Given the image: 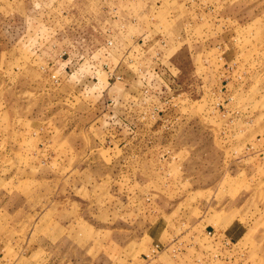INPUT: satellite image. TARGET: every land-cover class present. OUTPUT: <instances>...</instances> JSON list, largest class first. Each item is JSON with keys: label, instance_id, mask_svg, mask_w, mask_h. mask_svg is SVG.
I'll return each instance as SVG.
<instances>
[{"label": "rangeland", "instance_id": "rangeland-1", "mask_svg": "<svg viewBox=\"0 0 264 264\" xmlns=\"http://www.w3.org/2000/svg\"><path fill=\"white\" fill-rule=\"evenodd\" d=\"M149 229L264 264V0H0V263L136 264Z\"/></svg>", "mask_w": 264, "mask_h": 264}, {"label": "crops", "instance_id": "crops-1", "mask_svg": "<svg viewBox=\"0 0 264 264\" xmlns=\"http://www.w3.org/2000/svg\"><path fill=\"white\" fill-rule=\"evenodd\" d=\"M140 145H145L142 140H140ZM219 231V230H218ZM218 233L220 235V238L223 239V237H227V241L232 242H241L247 231L246 226L239 218H236L234 220H231L228 222V226L224 228V230L219 231ZM224 232V233H223ZM207 234V232H206ZM212 234V233H211ZM163 231L159 234L158 232H152L149 229L148 234L146 235L149 239H151L150 244L146 247H148V252H142L140 254V258H137L136 264H180V261H177V258L183 257L185 254H189L188 248H191L194 243L191 241L189 243H184V239L182 237H173L170 240L167 238L166 240H162ZM216 237V236H213ZM190 240V238H189ZM204 244L196 245V248L199 249L203 247L202 251L200 250V254L190 255L188 256V260L185 264H199L198 262L201 261V259L207 260V247L209 244L207 239L205 240ZM217 242V241H215ZM228 242V243H229ZM156 245H160V250L157 254L153 255V249ZM182 246L187 245L188 248H185V250L181 249ZM195 245V244H194ZM177 247V248H176ZM198 256H201V259H198ZM131 264H134V260H132ZM3 264V263H0Z\"/></svg>", "mask_w": 264, "mask_h": 264}, {"label": "built area", "instance_id": "built-area-1", "mask_svg": "<svg viewBox=\"0 0 264 264\" xmlns=\"http://www.w3.org/2000/svg\"><path fill=\"white\" fill-rule=\"evenodd\" d=\"M159 250H160V245H156L153 249V255L157 254Z\"/></svg>", "mask_w": 264, "mask_h": 264}]
</instances>
